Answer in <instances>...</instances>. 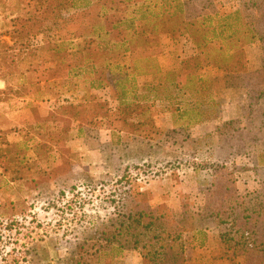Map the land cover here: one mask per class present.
I'll use <instances>...</instances> for the list:
<instances>
[{
    "label": "rangeland",
    "instance_id": "374dc122",
    "mask_svg": "<svg viewBox=\"0 0 264 264\" xmlns=\"http://www.w3.org/2000/svg\"><path fill=\"white\" fill-rule=\"evenodd\" d=\"M216 1L225 12L240 6V0ZM28 7V0H0V264H179L173 250L148 251L149 212L179 210L181 203L200 211L208 165L247 162L220 143L218 128L235 118L248 123L254 90L251 114L262 117L263 84L251 93L241 85L261 77V43L247 40L243 25H233L231 37L212 38L211 26L195 15H158L146 32L162 51L154 56L160 70L146 62L122 104L112 87H88L87 75L69 77L59 55L37 49L42 33H24ZM75 9L60 12L66 17ZM184 75L192 79L183 88ZM191 105L200 110L198 122L184 113ZM43 109L56 114L40 121ZM257 133L264 135L263 126ZM139 208L147 215L134 221L130 212ZM202 224L216 228L209 218ZM183 238L187 264L242 262L192 246L190 232Z\"/></svg>",
    "mask_w": 264,
    "mask_h": 264
},
{
    "label": "trees",
    "instance_id": "16d2710c",
    "mask_svg": "<svg viewBox=\"0 0 264 264\" xmlns=\"http://www.w3.org/2000/svg\"><path fill=\"white\" fill-rule=\"evenodd\" d=\"M168 2L171 10L163 6ZM28 6L25 18L28 29L24 33H42L43 44L37 49L42 52L51 50L59 55L68 68L69 77L87 75L88 87H112L118 103L128 102L126 96L131 93L134 76L147 70L146 62H154L160 70V63L154 56L162 51H157L158 47L151 42L153 34L147 33L146 28L148 20L163 13L180 15L184 19L195 15L200 22L211 26L212 38L231 37L238 29L232 26L243 25L249 34L247 40L258 39L263 54L260 58L261 70H258L262 72L261 77L242 81L241 85L247 87L248 93L259 83L264 86V0H240L237 9L226 12L219 9L216 0H28ZM64 7L76 9L63 17L60 11ZM159 8L162 10L156 12ZM53 21L54 27L47 25V22ZM27 53L35 55L31 49ZM152 67L155 68L154 65ZM256 73L251 72L250 76ZM201 76L196 74L197 85L202 81ZM183 77L180 87L184 88L185 82H189L192 76ZM256 92L254 90L250 95L245 119L247 124L255 123L258 128H264V113L259 118V114H251L257 110ZM41 111L38 119L45 121L51 111ZM186 112L196 116L189 117V123L200 121L199 109L191 105L184 110ZM239 120L233 119L228 128L219 127L218 134L220 143L244 154L247 162L240 165L220 160L208 165L210 177L203 187L204 203L200 211H190L185 203H181L179 210L149 212L153 216L154 238L148 251L161 254L163 250H173L174 255L179 253V264H187L183 234L190 232L188 242L192 246L203 245L206 232L202 220L209 218L217 228L220 256H241L239 264H264V135L257 133V127L239 125ZM248 178L255 180L253 186L247 184ZM146 213L141 208L130 212L134 221ZM170 220L173 221L171 225L168 223ZM131 235L134 237L136 233ZM177 245L178 248L174 249ZM157 261L158 264L163 262ZM192 262L206 264V259H192Z\"/></svg>",
    "mask_w": 264,
    "mask_h": 264
},
{
    "label": "crops",
    "instance_id": "0c3cea01",
    "mask_svg": "<svg viewBox=\"0 0 264 264\" xmlns=\"http://www.w3.org/2000/svg\"><path fill=\"white\" fill-rule=\"evenodd\" d=\"M202 133L204 134V132H202ZM254 182H255V180H252V179L250 180L248 178V183L247 184L249 186H253ZM195 210H198V209L195 208ZM204 230H205L206 235H207V239H206L205 243L203 245H201V246H195V247H197L199 249H205V250H207V247H209L210 249L215 248V250H219L221 247H220V244H219V240L217 238L218 237L217 236V228H214V229H212V228H204Z\"/></svg>",
    "mask_w": 264,
    "mask_h": 264
},
{
    "label": "built area",
    "instance_id": "2783aa9c",
    "mask_svg": "<svg viewBox=\"0 0 264 264\" xmlns=\"http://www.w3.org/2000/svg\"><path fill=\"white\" fill-rule=\"evenodd\" d=\"M0 81H2V80H0Z\"/></svg>",
    "mask_w": 264,
    "mask_h": 264
}]
</instances>
